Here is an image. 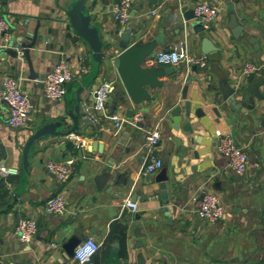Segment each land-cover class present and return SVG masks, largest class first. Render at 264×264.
I'll return each mask as SVG.
<instances>
[{
  "label": "crops",
  "instance_id": "1",
  "mask_svg": "<svg viewBox=\"0 0 264 264\" xmlns=\"http://www.w3.org/2000/svg\"><path fill=\"white\" fill-rule=\"evenodd\" d=\"M67 1L0 0V18L9 25L10 39L21 36L24 40L23 33L37 25L43 38L29 50L28 59L25 52L22 59L14 60L0 51V91L6 78H22L23 90L34 105L26 126L12 128L0 93V166L19 170L16 176L0 177V264H76L65 246L88 238L101 245L89 264H264V129L260 127L264 103L256 123L249 125L240 113L226 108L221 88L222 81L228 80L229 86L244 93L252 87V80L260 79L263 83L252 88L264 96V0H135L128 25L142 33L136 41L146 43L160 37L163 45L155 48L154 55L177 48L208 59L206 67H197L196 72L177 66L178 72L158 79L162 86H148L150 99L138 104L129 98L117 73L121 50L110 45L111 32L122 31L112 13L119 0H97L92 7L106 43L98 67L93 52L73 31L62 10ZM201 2L214 5L219 12L206 32L197 33L194 29L199 21L187 17L194 16L193 8ZM232 11L245 26L240 35L229 28ZM204 38L209 41L203 46ZM203 49L211 52L204 54ZM153 57L143 67L172 68L154 63ZM62 62L71 66L75 79L66 86L62 101H51L39 80ZM246 63L257 67L247 77L242 75ZM29 66L38 79H30ZM188 74L192 78L186 82ZM102 82L116 85L106 115L116 113L123 119L118 131L107 116L93 110V92ZM78 86L84 87L80 93ZM78 97L80 131L71 134L80 140L68 135L40 140L29 156L22 187L27 141L55 120H64L63 131L70 130V111ZM186 102L191 104L189 117L185 116ZM84 104L96 122L86 118ZM175 107L181 110L178 122L170 115ZM139 111L145 114L144 126H131L128 121ZM152 125L161 129V140L153 152L163 167L147 175L144 169L150 152L144 129ZM218 131L231 135L247 152L249 166L243 176L217 152ZM50 161H73L67 183L60 184L47 171ZM107 167L112 168L110 173ZM163 169L170 178L169 212L154 182ZM100 177L105 178L97 184ZM204 192L219 197L227 210L225 220L211 225L199 216ZM58 193L66 196V212L47 213L45 202ZM128 198L137 202L136 212L124 207ZM22 218L38 223L37 235L28 244L15 235Z\"/></svg>",
  "mask_w": 264,
  "mask_h": 264
},
{
  "label": "built area",
  "instance_id": "2",
  "mask_svg": "<svg viewBox=\"0 0 264 264\" xmlns=\"http://www.w3.org/2000/svg\"><path fill=\"white\" fill-rule=\"evenodd\" d=\"M134 1L135 0H119V2L113 6V18L122 29L126 28L129 24L131 18L130 12ZM218 12L219 9L217 7L207 2L198 3L193 8L195 19L205 28L209 27V25L215 21ZM9 40V25L4 19L0 18V41L2 42V48L8 47ZM23 56L24 50L18 48L17 57L22 59ZM153 58L154 63L169 67L185 65L187 68L193 66L204 68L208 62L205 55L194 56L187 50L177 48L158 51ZM256 70L257 67L255 64L246 63L243 67L242 75L246 77L250 76L254 74ZM74 79L75 75L71 66L66 62H62L41 78L39 82L42 85L43 94L47 99L51 101H62L66 94V86ZM115 89L116 85L114 82L100 83L93 92V110L107 116L109 120L114 123L115 130L118 131L123 127V119L116 113L106 115L107 103L111 98V95L115 92ZM0 93L2 101L6 104L9 111L7 120L8 125L12 128L26 126L29 117L34 110V105L31 98L23 90V79L18 77L6 78L2 83ZM84 110L88 120L91 122L97 121L86 104H84ZM128 122L134 127L144 124L145 114L139 111L135 113ZM161 135L159 125H152L144 129L145 147L150 152L148 163L144 169V172L147 175L155 174L163 167L162 160L153 152L161 140ZM68 136L80 140L75 134H69ZM215 136L217 140V152L228 159L230 167L238 176H243L249 166L247 152L235 143V140L231 135L223 134L218 131ZM80 146L83 145L80 144ZM72 164L73 161H50L46 164V169L49 173L55 176L60 184H65L68 182L72 174ZM18 174L19 170L17 168L0 166V177L6 178ZM124 207L132 212L138 210L137 202L132 201L130 198L125 200ZM44 210L50 214L63 215L67 210L66 196L62 193H58L49 198L44 204ZM198 214L206 223L214 225L225 220L227 210L215 193L204 192L199 204ZM37 232L38 223L32 218L20 219L15 228V235L19 241L24 244L31 243L36 237ZM100 246L99 243L91 238L82 241L73 253V258L76 261V264H89L99 251ZM1 254L2 245L0 242V256ZM126 264L136 263L128 262Z\"/></svg>",
  "mask_w": 264,
  "mask_h": 264
},
{
  "label": "water",
  "instance_id": "3",
  "mask_svg": "<svg viewBox=\"0 0 264 264\" xmlns=\"http://www.w3.org/2000/svg\"><path fill=\"white\" fill-rule=\"evenodd\" d=\"M92 0H68L62 10L65 13L67 19L69 20L70 26L76 35L89 47L93 52V58L95 60L96 67H98L99 62L102 58L103 51L105 50L106 43L101 31L100 24L94 21L92 16V7L97 3V0H93L92 4L89 2ZM238 1V0H237ZM188 19L194 18L188 16ZM195 32H206V28L201 23H195ZM199 27V28H198ZM229 28L236 29V32H240L239 35L244 31L245 26L242 21L238 20L235 12L229 16ZM39 25L33 30H26L23 33L24 40L21 36L16 38H11L7 48H2V42L0 41V51L4 54H9L14 60H18L17 49L22 48L25 52L26 58L28 59L29 50L32 49L38 41L43 40L39 36ZM112 41L110 45H114L121 52L119 53L117 73L119 75L120 81L123 84V87L129 96V98L135 103H141L143 101L149 100L150 96L147 92V87L157 88L162 86V82H159L158 79L162 76H171L175 72H178V67L157 69L155 67H143L145 61L148 57L154 56V50L157 46H162V38L157 37L155 40L143 43L142 41H136L142 36V33L134 32V29L131 25H128L126 28H123L122 31L118 34L116 31L111 32ZM236 36V35H235ZM209 41L208 38H204L202 45L204 46ZM250 42L256 44L255 38H251ZM211 50H204L203 53L207 54ZM192 71H197V66L192 67ZM30 79L36 80L39 77L34 74L31 66H29ZM191 74L186 76V82L191 80ZM252 87L255 83L261 85L263 80L254 79L251 81ZM250 87L244 93L237 87L229 86L228 80H223L221 83V88L223 92V102L225 103L226 108L234 111L237 114H241L246 118L249 125L256 123V117L258 115V110L262 108V103H264V96L261 94L259 89H254ZM69 88L68 90H70ZM84 89L83 86H78L77 92L80 93ZM67 90V92H68ZM187 86L184 87L182 98L186 99ZM252 94V95H250ZM77 104L74 110L70 111V115L73 119V125L67 132L63 131L66 123L64 120H55L45 124L39 128L34 134L29 138L25 145L24 149V164L23 172L21 179V186L23 187L27 178V172L29 167V156L34 152L35 146L38 142L49 136H66L73 132L80 131V118H81V106H80V97L76 100ZM191 104L190 102L185 103V116H190ZM180 108L175 107L170 111V115L174 118V122H178L180 116ZM214 112L220 116L217 109H214ZM197 114H202V111H197ZM139 126L143 127L144 124ZM260 127L264 129V116L260 123ZM255 133V132H254ZM148 163V162H147ZM111 165V164H110ZM147 165V164H146ZM112 170L111 167L105 168V171L110 173ZM105 177H100L96 180V183L99 184L100 181H103ZM170 181L169 176L167 175V170L163 169L160 171L158 176L154 179V182L158 185L161 197L163 198V204L165 209L169 212L170 207V198L167 192V183ZM86 239V238H83ZM81 240L75 239L66 244V250L70 256L73 257L74 250L81 243Z\"/></svg>",
  "mask_w": 264,
  "mask_h": 264
}]
</instances>
